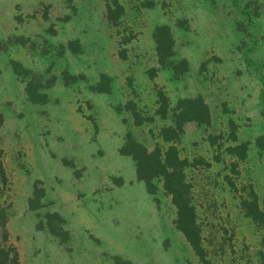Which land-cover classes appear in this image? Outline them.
<instances>
[{"label": "rangeland", "instance_id": "1", "mask_svg": "<svg viewBox=\"0 0 264 264\" xmlns=\"http://www.w3.org/2000/svg\"><path fill=\"white\" fill-rule=\"evenodd\" d=\"M118 1L113 20L105 0H0L6 263L201 264L160 181L147 192L118 151L126 131L148 149L170 142L158 134L160 91L167 107L198 94L210 112L208 124L183 122L173 141L194 161L184 171L203 255L211 264H264V145L255 143L264 133V0ZM159 23L170 29L174 57L186 61L176 77L156 61ZM101 72L106 92L88 86ZM28 82L42 100L28 98ZM241 141L243 157L227 151ZM33 196L40 205L30 208ZM242 199L254 200L257 218Z\"/></svg>", "mask_w": 264, "mask_h": 264}, {"label": "trees", "instance_id": "2", "mask_svg": "<svg viewBox=\"0 0 264 264\" xmlns=\"http://www.w3.org/2000/svg\"><path fill=\"white\" fill-rule=\"evenodd\" d=\"M106 16L108 19H115L120 15L122 5L118 0H105ZM153 47L159 67L169 68L173 76H178L186 69V61L183 58H175L173 50V38L167 24H155L152 29ZM69 43H74V49L78 48L77 39L70 40ZM153 70V68L151 69ZM109 76L101 72L99 79L88 86L96 92H106L109 90L107 80ZM27 94L31 100H42V96L35 92L33 84L27 83ZM131 102V101H130ZM129 102V103H130ZM157 106L155 113L160 119H164V123L159 127L158 134L161 139L168 142L165 147H160L155 144L151 149L138 140L130 131H126L120 146L119 153L127 154L133 161L135 177L142 180L147 192L154 194L158 182L163 191L170 195L171 201L175 206L174 223L185 236L193 250L199 255L201 264H211L209 259L203 255V250L200 245L198 229L195 221V212L193 205L190 203V183L185 179V166L194 164V161H188L185 157H180L176 145L173 141L179 137L182 131V124L185 121H193L200 124H208L210 122V112L206 102L200 95L178 97L175 102L167 107L170 103L167 96L162 92L156 94ZM132 104V102L130 103ZM121 105L118 106L120 108ZM133 119L136 123H140L138 112L134 109L131 111ZM148 119L151 117H147ZM231 124V123H230ZM228 134L234 138L233 129L230 128ZM255 143L261 147L264 145V133L258 134L255 137ZM246 142L241 141L235 144H228L226 149L228 152L235 153L239 157L245 154ZM254 199V197H253ZM252 199V200H253ZM31 204L30 208H34L40 203L37 197H29ZM242 206L247 214L253 218H257L256 207L253 201L242 199ZM46 216L50 221V217L55 220H61V217L56 212H46ZM4 220L0 219V225L3 226ZM54 225V224H53ZM48 223V229L56 232V227ZM6 253L0 247V264H7ZM15 262V256L10 259ZM12 262V263H14ZM117 264H129L128 261L116 258Z\"/></svg>", "mask_w": 264, "mask_h": 264}]
</instances>
